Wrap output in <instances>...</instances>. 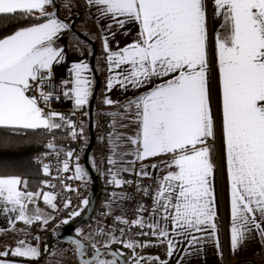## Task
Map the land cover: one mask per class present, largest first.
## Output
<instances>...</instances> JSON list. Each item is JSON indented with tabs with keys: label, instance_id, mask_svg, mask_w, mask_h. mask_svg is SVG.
<instances>
[{
	"label": "snow or ice",
	"instance_id": "obj_1",
	"mask_svg": "<svg viewBox=\"0 0 264 264\" xmlns=\"http://www.w3.org/2000/svg\"><path fill=\"white\" fill-rule=\"evenodd\" d=\"M54 0H0V18L17 19L20 26L0 38V127L12 130H43L52 132L67 128L72 140L84 135V127L63 113L40 106L54 97L44 91L52 79L54 64L65 60L64 49L56 41L71 25L49 13L46 8ZM95 6L101 18L124 28L128 23L138 26L137 37L129 44L112 50L107 35L102 46L109 76L106 89L119 86L148 90L121 106L122 112H132L137 125L135 134L126 137L134 146L131 153L120 152L117 134L110 133L111 155L107 157L105 179L121 188L133 181L121 178L122 172L134 171L137 177H150L143 162L167 156L166 173L157 178L151 193L153 213L146 220L143 205L137 217L116 216L115 221L128 227L99 229L87 236L77 229L71 238L78 264H145L158 257H142L136 248L166 244L172 257L180 243H185V255L191 250L201 251L209 242L220 249L215 193L216 164L213 161L217 139V113L213 109L212 73H216L217 105L220 139L223 147L226 177L229 186V247L237 251L252 235L264 238V0H86ZM209 4L212 11L209 12ZM219 26L210 32V24ZM34 21V22H33ZM114 37L115 33H111ZM91 68L85 61L72 62L69 78L61 81L62 95L71 100L75 110L89 105L93 96ZM156 81H159L156 83ZM39 96L30 95L33 87ZM107 95L103 104L112 106ZM87 113H85L86 115ZM75 115V111L73 112ZM115 117L118 113H108ZM48 149L61 153L49 142ZM59 171H73L68 179L90 180L88 170L73 150L63 153ZM132 155L129 163L141 162L140 170L117 167L118 160ZM73 157L75 161L73 162ZM93 167L95 163L93 161ZM43 172L51 174L48 164ZM27 180L19 175H0V212L15 214L8 220L15 228L17 222L47 225L55 219L38 206L31 212L29 204L42 197L45 205L58 210L57 194L52 191H28ZM47 183V182H46ZM63 184V181H61ZM67 191H76L63 185ZM55 187V186H52ZM137 190L144 196L149 189L137 181ZM112 205L127 199L126 194L113 192ZM90 203L83 198L77 209L69 213L63 224L80 215V208ZM71 199L63 207L69 208ZM158 214V218H157ZM141 231L136 235L155 237L146 242L133 239L131 227ZM147 228L145 232L143 229ZM118 232L119 235L115 233ZM101 237H104L101 242ZM179 238L176 239V238ZM37 241L39 237H34ZM132 250L124 257L113 245ZM47 250V246H46ZM222 256V250L219 252ZM0 264H31L41 256L39 245L26 239L15 247L0 251ZM25 258V259H15ZM56 264H60L59 261ZM165 264V262H161ZM180 264V262H178Z\"/></svg>",
	"mask_w": 264,
	"mask_h": 264
},
{
	"label": "crops",
	"instance_id": "obj_2",
	"mask_svg": "<svg viewBox=\"0 0 264 264\" xmlns=\"http://www.w3.org/2000/svg\"><path fill=\"white\" fill-rule=\"evenodd\" d=\"M77 6L72 9V14L70 17H64L61 15L60 10L58 8L59 4H55L53 2V5H50L46 8V11L49 13H56L58 18L64 20L66 23H69L71 25L69 30H66L56 41V44L58 47H61L64 49L65 54V60L60 64H54L53 67H67L70 68L72 62L77 61H85L88 63V61L85 59V52L81 53H75L73 51V43L74 41L79 38L74 33V29L78 27L79 21L81 19H86L88 21V24L85 23L86 28L83 31V34L85 36L93 39L97 44V49H95L98 52V55L95 57L97 64V72L99 73L100 77V92L98 93L96 99L99 97V101L101 103V106L105 109H117L114 110V113H118V117H115L116 123L113 125L116 127V131L114 134L119 135L120 140L119 143L121 147L118 149L120 152H128L131 153L134 146L127 142L125 139V135L128 134V129L130 128V124L132 119H134V116L132 115V112H122L121 106L125 105L127 101L130 99L135 98L136 96L140 95L142 92H145L148 90V87H151L152 85H148L146 88H141L138 90H133L129 88L127 91L121 89L119 86L114 87L110 92L106 89V79L109 76V72L107 71L106 61H105V53L102 46V37L104 35L108 36L109 39V45L112 48V50H117V48H122L125 45L131 43L136 37L138 33V26L134 23H128L124 26V28H117L115 25L109 30L108 24L111 23V21L107 18H101L98 14L97 8L95 6H89L86 2V0H76ZM212 11V5L209 4V12ZM75 14V15H74ZM79 14H83L82 17H79ZM60 16V17H59ZM73 19L74 21L70 22V19ZM74 18H77L75 20ZM220 21L216 20L215 22L210 24V32L214 31L216 28H218ZM89 25V26H88ZM95 26V30H93V27ZM115 33V36L113 37L111 33ZM97 35V39H96ZM91 44V43H90ZM94 50V51H95ZM89 64V63H88ZM91 68V76L94 83V70L92 68V64H89ZM159 81H156L158 83ZM110 97L113 101H116L112 106H108L103 104V99L105 96ZM129 114V117L127 116ZM120 115V116H119ZM97 117V116H96ZM113 122V118H112ZM110 155L112 154L110 151V146L108 147ZM103 150V149H102ZM223 150V147H222ZM92 153V152H91ZM97 153V152H96ZM101 153V152H100ZM97 153L95 157L97 160L95 161L97 164V168L93 167V163L91 160V154H89V162L91 167L94 170L95 177L97 178V181H99L103 175V164H102V155L100 156ZM215 155H216V148L213 155V161L215 163ZM224 155V154H223ZM99 157V158H98ZM99 159V161H98ZM118 160L117 167L123 166L127 167L129 169H134L136 171L140 170L141 162H136L135 164L129 163V161H132L134 157L132 155L124 156L122 159L118 156L116 157ZM167 156H161L157 157L151 160L144 161L143 163L146 165H152L156 164V168L148 167L147 170L150 173V176L156 179L160 176H163L167 169L165 168L164 162L168 161ZM85 167V166H84ZM90 180H93V177L91 176L89 172ZM227 182V206H228V244H229V228H230V210H229V186L228 181L226 177ZM215 186V193H216V205H217V224H218V218L220 215V205H219V198H218V191H217V185H216V176L214 181ZM28 190V189H27ZM29 191V190H28ZM43 191H51L48 188H45ZM36 192V191H35ZM39 207L42 209L43 213L46 215H51L53 217L56 216L55 210L51 209L47 205L44 204L42 197L39 198L36 202V204H29L28 210L31 212L34 208ZM113 210H115L116 213H118V205L117 203L113 204L111 209H109L108 205L105 206V212L106 213H112ZM15 214H4L0 212V247H15L17 241H15V238H12L13 232L22 229L26 225L23 222H17L15 225V228L11 227L8 223V220L12 217H14ZM152 216H150L147 220H150ZM158 218V214H157ZM39 222V221H38ZM36 222V223H38ZM39 224H42L39 222ZM219 228V225H218ZM11 234V236H9ZM219 242H220V249H217L215 244L213 242H209L206 245H204L203 249L201 251H195V250H189L191 254L185 255L184 248L186 247L185 243H180L177 246V251L174 253L172 257H169L166 252V244H159L156 243L155 246H148L143 248H136L135 253L142 257H158V261H152L149 260V263L151 264H161V262H165V264H222L224 261V254L221 256L219 252L222 250V236H221V230L219 228ZM151 239L153 242H155V237H149L143 239L141 242H146L147 240ZM176 239L179 240L177 237ZM33 245H37L38 243H35L34 241L31 242ZM39 247H41V243L38 244ZM68 244L66 242H63L59 240L57 237H55V241H53L50 252H53L52 259L55 260H65L68 261V256H60V254L57 251L58 247H66ZM70 245V244H69ZM47 246V245H46ZM46 246L41 247L40 250L43 252L46 251ZM132 251V250H131ZM229 254L231 257L234 258L235 264H264V238H261L258 234H254L250 236L243 245L235 252L230 250L229 247ZM42 257V254L41 256ZM0 259H9L11 260L12 257H0ZM42 258L39 261H32L31 264H42L41 263Z\"/></svg>",
	"mask_w": 264,
	"mask_h": 264
},
{
	"label": "built area",
	"instance_id": "obj_3",
	"mask_svg": "<svg viewBox=\"0 0 264 264\" xmlns=\"http://www.w3.org/2000/svg\"><path fill=\"white\" fill-rule=\"evenodd\" d=\"M67 67H53L52 69V79L47 86H45L44 91L53 93L54 97L50 99L46 104L41 100L40 106L45 109V111L52 110L56 112L63 113L66 117L72 119L77 124L78 128L82 124V117L78 110H75L72 105L69 104L67 98L62 95L63 87L61 81L64 79L69 78ZM30 95L39 96V92L33 87L32 91L29 93ZM212 97H213V109L214 112L217 113V139H216V155H215V164H216V185L218 191V198H219V205H220V215L218 218V225L221 230L222 236V248L224 254V261L223 264H233L231 260V256L229 254V244H228V206H227V182H226V169L224 164V155L222 150V143L220 139V127H219V114H218V105H217V89H216V73L215 69L212 73ZM75 111V115L73 112ZM108 113H105V118H108ZM106 122L103 125V131L105 136L104 143H108V136L111 132V128L109 126L110 121L105 120ZM67 133L68 129L63 128ZM84 140H85V132L84 135L74 141V147L71 149L75 152L76 155L80 157V163L83 165L84 163ZM57 156L55 151H47L42 154H39L34 157L32 164L41 168L43 170V165L48 164L51 168V174L47 175V183L46 186L52 192L57 194V200L55 203L57 204L58 210H55L56 216L53 222H49L47 225H38L36 222L32 225H26L20 230L13 232L12 235L16 236L18 240L26 239L28 242H33L34 237H39V239L44 235V232L49 231L50 234L56 237L57 231L61 228L68 227V224H63L62 221L67 219L69 213L73 210L77 209V206L80 205L81 200L83 198H87L86 196V189L91 186H95V183L92 180H89L87 185H84L83 182L75 180V179H68V177L73 175V171H69L67 173L59 171L61 165L59 161L64 159V155L62 152ZM110 156L109 149L106 148L104 150L102 156V164H103V175L101 179L98 181L97 190L99 191V202L98 206L95 207V214L92 217V224L96 222V220L101 219L103 217L105 220V228L109 229L114 228L118 229L120 227H128L122 224H119L115 221V218H110L105 216L110 213L105 212V206H107L112 200V193H124L127 196V199L123 200L122 202H118V213L117 216L123 215L125 218L131 220L137 217V209L140 205H143L146 209L143 212L144 218L147 220L153 213V201L151 193L157 187L156 179L153 177H137L134 171L129 172H122L121 178L129 181H133L131 184H126L121 188H116L114 185L108 184L105 179V172L106 169L112 167L111 165L107 164V157ZM75 161V157H73V162ZM136 171V170H135ZM138 172V171H137ZM63 181V184L61 183ZM137 181L143 187L149 189L150 195L144 196L141 191L137 190ZM71 185L73 189L76 191H67L63 185ZM55 186V187H52ZM66 199H71L72 204L69 208H64V202ZM83 207L80 208V212ZM139 228L134 226L131 227V231L129 235L136 240L142 241L145 238L144 236L136 235V233L140 232ZM143 231L147 232L148 229L145 228ZM119 235L118 232L115 233ZM68 244V243H67ZM69 245V244H68ZM72 256L76 257L75 253H71ZM43 264H56L57 261L49 260L48 256L42 255ZM60 262V261H59ZM78 262V261H77ZM67 261L60 262V264H66ZM69 264H73V262H69Z\"/></svg>",
	"mask_w": 264,
	"mask_h": 264
},
{
	"label": "trees",
	"instance_id": "obj_4",
	"mask_svg": "<svg viewBox=\"0 0 264 264\" xmlns=\"http://www.w3.org/2000/svg\"><path fill=\"white\" fill-rule=\"evenodd\" d=\"M54 2L57 6L58 4L57 0H54ZM82 15L83 14H79V17H82ZM74 19L77 20V18H74ZM81 20H82L81 24L83 28L85 29L86 28L85 20L83 18ZM20 26H26V25H24L21 21L17 19L0 18V38L11 34L13 31H15ZM92 27H93V30H95V26H92ZM74 33L76 34L77 37L85 39L86 41L91 43L94 50L97 49L96 42L93 39L85 36L80 26L74 29ZM94 66L96 67L95 61H94ZM95 83H96V80L94 77V86H93L94 88H95ZM93 92H94V89H93ZM91 100H90V103H91ZM89 108L84 107L82 110H78L81 114L82 121L88 122L87 123L88 126L85 129L84 158H85L86 151L88 147L90 146V142H91V133H90V127H89V121H90V113H89L90 109ZM85 113L87 114L85 115ZM95 113H96V103L94 107V144L92 146V150H93V147L95 145V140H96ZM49 142L54 143L57 146V149L62 153L68 150H71L75 145L74 141L70 138L69 133L63 130V128L58 129V130H53L52 132H47L43 130H23V129L12 130L9 128L0 127V175L22 176L28 182L27 189L29 191L35 192V191H40V190H44L45 188H47L46 186L47 175L43 172L41 168L33 165L32 161L35 156L42 154L44 152H47V151H52L46 147ZM83 166H85V159H84ZM93 190H94V186L88 187L86 189V196L89 199V201L93 193ZM97 194H98V199L96 203V208L99 207L98 206L99 191L97 192ZM88 208H89V205L86 207H83L80 212V215L77 217H74L71 220V222L68 224V226L79 221L81 218H83ZM95 210H94L93 215L95 214ZM92 217L87 221L90 225H93L91 222ZM37 224L39 225V222ZM34 241L37 242V240H34ZM47 241L49 242V245H51L53 241H55V236H53L52 234H49L48 237H45V240L42 243V248L46 245ZM70 245L72 246V244ZM112 248L116 249L115 245H113ZM121 248L123 249L124 257H131L133 255V252L131 250L125 249L123 246H121ZM41 258L42 257H39L34 261H39ZM15 259L20 260V259H25V258H15Z\"/></svg>",
	"mask_w": 264,
	"mask_h": 264
},
{
	"label": "rangeland",
	"instance_id": "obj_5",
	"mask_svg": "<svg viewBox=\"0 0 264 264\" xmlns=\"http://www.w3.org/2000/svg\"><path fill=\"white\" fill-rule=\"evenodd\" d=\"M57 2H58V4H59V6H58V8H59V10H60V13H61V15L62 16H64V17H70V15L72 14V9L74 8V7H76L77 6V4H76V0H57ZM76 5V6H75ZM75 15V14H74ZM85 20V23L86 24H88V21L86 20V19H84ZM72 21H74L72 18L70 19V22H72ZM82 20L81 21H79V24H78V26H80L81 27V29L84 31V28H83V26H82ZM86 26V25H85ZM89 26V25H88ZM96 39H97V35H96ZM72 48H73V51L75 52V53H81L82 54V52H85L86 53V57H85V59L88 61V63L89 64H92V57H96L97 55H98V52L96 51H94V48H93V46L88 42V41H86L85 39H82V38H77L75 41H74V43H73V46H72ZM95 61H96V58H95ZM96 67H97V64H96ZM96 70H97V68H96ZM93 86H94V83H93ZM100 87H102V86H99V91H98V93L100 92ZM93 89H94V87H93ZM98 95V94H97ZM90 100H91V98H90ZM68 101H69V104L70 105H72L73 107H74V104H73V102L71 101V100H69L68 99ZM96 113H95V130H96V140H95V145H94V147H93V150H92V153H91V160H92V163H93V161H94V163H95V168H97V164H96V160H97V158L95 157V155L97 154V153H100L99 155L101 156H103V153H104V150L106 149V148H108L109 147V142L107 143V144H105L104 143V139H105V134H104V131H103V125H104V123L106 122L105 120L107 119V120H109L110 121V124H109V126H110V128H111V132L110 133H114L115 131H116V127H114L113 126V122H112V116H109L108 115V118H105V113H114L113 111L114 110H117V109H114V110H112V109H105V108H103L102 106H101V103H100V101H99V97H98V99H96ZM89 106H90V103H89V105H87V106H85V107H88L89 108ZM97 116V117H96ZM120 116V115H119ZM128 117H129V114L127 115ZM118 117V116H117ZM116 117V118H117ZM88 122H86V121H82V125H83V127H84V132H85V129L87 128V126H88V124H87ZM136 128H137V125H136V123L134 122V119H132V121H131V124H130V128L128 129V134H127V136L125 135L124 137L126 138V137H131V136H133L134 134H135V131H136ZM103 149V150H102ZM97 152V153H96ZM84 155V154H83ZM99 158V157H98ZM98 161H99V159H98ZM49 207V206H48ZM94 216V215H93ZM105 216H108V217H110V218H115L116 216H117V213L115 212V210H113V212L112 213H110V214H107V215H105ZM104 218L105 217H103V218H101V219H98V220H96V222L93 224V225H90L87 221L85 222V223H83V224H81V225H79L75 230H74V235H77V233H76V230L77 229H81L82 230V232H83V235L84 236H87L88 234H90V233H93V232H95V231H98L99 229H103L105 232H107V228H105V220H104ZM54 221V219L53 220H50L49 222H53ZM39 225H42V224H39ZM15 232V231H14ZM50 234V232L49 231H46V232H44V235L37 241V242H35V243H43V241L45 240V237H48V235ZM9 236H11V234H9ZM12 238H15V241H18V239H17V237L16 236H14V235H12ZM101 239V242H103V239H104V237H101L100 238ZM29 243H31V242H29ZM0 245H1V243H0ZM46 245H47V250L45 251V252H43V250L41 251V254L42 255H46V256H48V258H49V260H52V261H59V260H55V259H52V254H53V252H50L51 250H50V247H51V245H49V242L47 241L46 242ZM45 245V246H46ZM44 246V247H45ZM122 246V245H121ZM121 246H119V244H117V245H115V248L116 249H119L120 251H122L123 252V249L121 248ZM41 247H42V245H41ZM40 247V248H41ZM7 248H10V247H7V246H4V247H0V251H4L5 249H7ZM57 251H58V253L60 254V256H68V258H69V260L67 261L68 263H66V264H69V262H73V264H78V258H77V256L76 257H74V256H72L71 255V253L73 252L74 253V247L73 246H71V245H67L66 247H58L57 248ZM52 253V254H51ZM233 259V260H232ZM231 260H232V262H235L234 261V258L233 257H231ZM65 261V260H64ZM60 262H63V260H60ZM41 263L43 264V261L41 260ZM145 264H151V263H149V260H146L145 261ZM223 264V263H222ZM233 264H235V263H233Z\"/></svg>",
	"mask_w": 264,
	"mask_h": 264
},
{
	"label": "water",
	"instance_id": "obj_6",
	"mask_svg": "<svg viewBox=\"0 0 264 264\" xmlns=\"http://www.w3.org/2000/svg\"><path fill=\"white\" fill-rule=\"evenodd\" d=\"M95 52H96V50H95ZM94 61H95V56L92 57V68H93L94 73H95L96 83H95V88H94V92H93V96H92V100H91L90 108H89L90 109L89 110V113H90L89 127H90V133H91V142H90V146L88 147L86 154H85V168L88 170V172H90L91 176L93 177L95 186H94V190H93V193L91 195V198H90L89 208H88L85 216L83 218H81L79 221L69 225L68 227L61 228L57 231L56 237L59 240L66 242L68 244H71V238H78L77 235L73 234L74 230L79 225L83 224L84 222L88 221L91 218V216L94 213L96 203H97V199H98V194H97L98 190L96 187L98 184V181H97V178L95 177L93 168L91 167L90 162H89V154H90V152L92 150V146L94 144V107H95L96 97H97V94L99 91V86H100V77H99V74L96 72V68L94 66ZM78 260H79V258H78Z\"/></svg>",
	"mask_w": 264,
	"mask_h": 264
},
{
	"label": "flooded vegetation",
	"instance_id": "obj_7",
	"mask_svg": "<svg viewBox=\"0 0 264 264\" xmlns=\"http://www.w3.org/2000/svg\"><path fill=\"white\" fill-rule=\"evenodd\" d=\"M73 234H74V232H73Z\"/></svg>",
	"mask_w": 264,
	"mask_h": 264
}]
</instances>
